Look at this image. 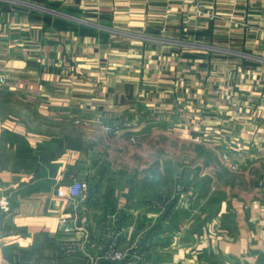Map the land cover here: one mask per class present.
Masks as SVG:
<instances>
[{
  "label": "crops",
  "instance_id": "0c3cea01",
  "mask_svg": "<svg viewBox=\"0 0 264 264\" xmlns=\"http://www.w3.org/2000/svg\"><path fill=\"white\" fill-rule=\"evenodd\" d=\"M3 195L0 264H264V0H0Z\"/></svg>",
  "mask_w": 264,
  "mask_h": 264
},
{
  "label": "rangeland",
  "instance_id": "374dc122",
  "mask_svg": "<svg viewBox=\"0 0 264 264\" xmlns=\"http://www.w3.org/2000/svg\"><path fill=\"white\" fill-rule=\"evenodd\" d=\"M177 117H178V115H176L175 117H173L172 116V119L173 120H171V121H168V122H171V123H175L176 121H178L177 120ZM142 118H144V122H146V121H148V118H150V119H156V120H160V119H157V117L153 114V112H146V114H142V116H141V120H142ZM139 119V118H138ZM138 119H137V121H138ZM173 125V124H172ZM173 127V126H172ZM148 128V127H147ZM152 128V127H151ZM144 129V128H143ZM140 130V131H135L134 130V139L135 140H141L142 138H144V137H155V146H151L150 145V148L151 149H154V151L155 152H157V147H158V145H157V143H158V140H160V139H162V137H166V138H168V137H170V138H175L177 135L175 134V133H177L178 131H173V130H171V134L172 135H169V134H167L168 132H170V131H167V132H165L166 134H164V132L161 130V129H157V130H154V131H152L149 135H147L146 133H147V131H144V130ZM142 132V133H141ZM223 134H225V133H222L221 135H223ZM171 148L172 149H175L176 151H178L179 150V144L178 143H176L175 141L174 142H172V145H171ZM220 149L222 150H220V156H221V161L219 160V162H218V170H219V183L221 184V183H225L226 182V180H227V177H230V176H232V174L234 173V172H237L236 171V169H233V168H230V167H228L227 165H226V156H227V147H223V148H221L220 147ZM186 150H191V151H193V148L192 147H188ZM236 150H237V148H236ZM231 152H235L233 149L232 150H230ZM187 153H188V151H186ZM190 152V151H189ZM158 153H161V151H158ZM172 153H174V152H172ZM190 154V153H189ZM175 155H176V153L173 155V157H175ZM224 155H226V156H224ZM223 156V157H222ZM225 159V160H224ZM181 162H178V163H175L174 165H173V167L175 166V168L177 169V168H179L180 166H181ZM205 164H207V163H204V165ZM160 165V164H159ZM155 166H156V164H155ZM157 167V166H156ZM160 167V166H159ZM230 168V169H229ZM237 168V167H236ZM157 169V168H156ZM230 175V176H229ZM236 175H238V174H236L235 173V176ZM257 180H258V178H257ZM157 182H159V181H157ZM177 185H179V184H176L175 186H177ZM173 186V185H172ZM141 235V236H140ZM142 236H144V235H142V233H140V234H137L136 236H135V238H134V242H133V250H134V264H139L138 262L139 261H141L142 260V257H141V255L139 254V252L142 250H145V249H151V247H148V246H145V245H142V246H140L141 245V241L139 242V240L138 239H142ZM167 243V242H166ZM166 243H163V242H161V243H159V245H157V247L154 249L155 250V254H156V257H153V259H151L149 262L151 263V264H153V263H158V262H163V261H165V260H168V258H166L165 256H164V252H163V250H165V249H167V244ZM166 244V245H165ZM123 246H124V248L126 247V248H128V245L127 244H123ZM122 251H125V250H122ZM120 263V262H119Z\"/></svg>",
  "mask_w": 264,
  "mask_h": 264
},
{
  "label": "built area",
  "instance_id": "2783aa9c",
  "mask_svg": "<svg viewBox=\"0 0 264 264\" xmlns=\"http://www.w3.org/2000/svg\"><path fill=\"white\" fill-rule=\"evenodd\" d=\"M86 193V184L82 181H72L67 184L64 188L58 190L57 196L59 198L65 199L71 205L74 210V215H77L78 207L80 202ZM11 203L7 196H0V210L2 212L10 211ZM76 219V217H75ZM65 221V220H64ZM75 224V223H74ZM75 226V225H74ZM73 226H68L67 231H71ZM86 245L82 244H67L62 247V252L65 256L72 255L77 253L78 251L85 252ZM127 253L119 249L115 242L110 244L106 249L103 250L101 255V259L103 261H111V262H125L127 260ZM89 264H96V261L92 260Z\"/></svg>",
  "mask_w": 264,
  "mask_h": 264
}]
</instances>
